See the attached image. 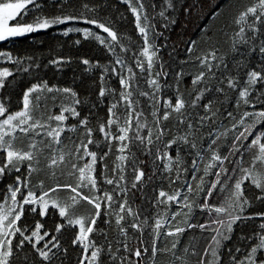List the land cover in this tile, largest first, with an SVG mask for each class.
I'll return each mask as SVG.
<instances>
[{
	"label": "trees",
	"instance_id": "trees-1",
	"mask_svg": "<svg viewBox=\"0 0 264 264\" xmlns=\"http://www.w3.org/2000/svg\"><path fill=\"white\" fill-rule=\"evenodd\" d=\"M0 2H17V0H0ZM38 2L42 6L40 10L37 11L30 7L27 14L22 17L24 22H32L34 17L41 13L49 16L84 13L89 18L104 23L105 26H111L112 30L118 34L120 43L126 46L127 51L121 52L120 45L117 44L116 52L124 59L127 67L115 65V57L95 37L85 38L82 33L75 31L67 36L62 34L68 27L87 28L108 40L111 39L102 29L82 20L70 21L65 25H58L48 30H40L26 36L0 42V50L10 52L14 58H23L22 67L28 68L27 72L18 70L14 61L9 62L0 59V69L8 68L13 73L12 76L6 78L5 86L0 88V102L4 104L9 114L20 111L23 108L24 92L32 84L42 81H47L50 87L70 88L76 93V97L72 98L56 92L44 94L41 100V111L35 113L37 118L43 115L46 120L48 115L59 114L62 106H71L74 99L81 101L79 105H76V110L80 113L79 117L74 118L69 113H65L68 116V119L64 121L66 129L61 135L60 145H54L57 148V157L59 156V149H62L66 154L71 152L73 155L66 156L65 162L55 169H49L47 165L52 157V151L44 149L43 154L39 157L38 165L42 170L32 174V184L35 185L40 180H44L45 188L56 183H71L75 186L76 177L68 175L71 170V163L76 162L82 166L85 161L91 159L90 157H84L83 161L75 159L76 155H83V152H75V145L81 142L87 143L88 140L85 135L86 129L80 125L79 121L88 117L87 127L93 129L92 139L98 142L89 145V150L97 152L98 156H103L105 152L109 153L103 161H97L94 174L101 190L98 194L103 196L104 191L112 192L116 188L115 185L107 184L105 180L114 178L113 168L118 163L117 156L120 155L118 149L121 142L112 140L111 149H109V141L98 129L101 123L107 124L108 108L112 104L118 105L117 115L124 118L120 121L121 125L127 119L128 113L125 110L124 102L120 101L122 87L119 77L115 73L105 71V68L115 66L127 78L130 67L135 75L128 90L133 92L131 99L139 101L136 110L143 112V116L139 119L152 128L153 139H155L157 131L155 120L162 118L164 113L162 102L170 100L174 105L177 95H180L186 102L182 117L180 114L172 112L167 120H160L164 134L156 146L160 148L161 153L168 152L172 157L173 167L170 170L164 168L167 158L158 159L156 147L147 146L146 142L145 146H141L139 141L132 143L125 141L124 143H129L130 148V152L126 150L125 155H128L130 159L124 162L126 179L120 181V187L127 190L126 195L116 188V197L112 208H108L105 201H100L102 214L94 226L95 231L90 234V240L97 246L103 245L100 264H122L124 257H127L128 260L123 261V264H199L200 257L204 255V249L210 247V241L215 232L208 229L202 230L198 225L207 224L210 220L217 219L214 211L210 215L208 210L202 211L200 209L207 192H201L196 188V185L200 183L201 176H204L205 187H210V181L216 180L215 170L210 171L207 176L204 173V167L211 156V153L206 151L208 144L211 143L208 138L209 134L211 133V139H217L219 133L224 132L226 128L230 130L227 136H219L216 145L222 156H228L235 132L231 130L234 121L228 118L227 114L229 112L234 113L238 120L243 111H259L262 107L256 104L255 108H252L243 105V103L239 109L237 107L239 90L244 88L248 73L253 70H264V54L259 51V48L264 44V22L255 21L258 31L253 33L248 24L253 23L254 17L249 16L248 22L241 25L236 24L235 19L247 7L257 5L259 0H172L173 8L167 7L166 0H38ZM141 2L144 4L143 10L139 9ZM84 4H87L93 11L85 12ZM193 5L195 7H192ZM133 7L141 12L142 24L143 16L147 15L150 23L155 25V31L163 33L162 36L155 39L160 50L157 53L159 59L153 65V77H149L147 72L142 73L136 67L137 57L144 62L145 66L147 58L142 55L144 38L136 27L137 21L136 15L132 12ZM185 8L191 10L186 12L184 11ZM161 11H165L167 19L159 15ZM172 21L175 22L172 23ZM11 23L14 24L15 21ZM241 26L245 28L243 38L235 35ZM149 35L151 37V33ZM78 40L79 43H76ZM193 41H195L194 45ZM189 47L192 48L191 52L188 50ZM213 53L215 58H213ZM29 57L31 60L27 59ZM205 57H207V62L201 64L200 61ZM58 58H63V63L59 65L49 63V61ZM83 59H88L92 67L83 64ZM201 71L205 73L204 79L198 84H193V79ZM156 72L161 73L158 80L162 89L156 95V99L161 101L159 105H154L150 97L140 95V92L151 93L153 91L147 81L149 78H154ZM102 74L103 80H101ZM229 78H233L237 82L236 88L228 86ZM101 87L106 89L104 97L99 96ZM206 88L208 90L204 91ZM217 88H221L222 91H217ZM262 89H264V82L252 87L250 96L253 100L256 99V94ZM201 91H203V96L196 106H192V100ZM209 101H212V110L206 112L203 105ZM45 103L47 104L46 110L44 109ZM154 110L155 117L153 116ZM169 111L171 110L169 109ZM212 113H217V115L213 116ZM205 116L208 119L201 122V118ZM181 119L194 125L197 147L201 149L204 159L200 160L196 157V149H192L190 145L179 140L171 147H164L170 140L185 135L188 130L187 123L181 124L179 122ZM51 123L52 127H56L57 122L52 121ZM72 125H76V129L68 130ZM259 130L260 126L254 131ZM117 131L118 127L114 124L112 132L115 134ZM129 134H135L134 120L133 128L130 129ZM140 135L147 137L148 127L140 129ZM17 136L16 147L24 150H27L32 139L43 140L45 143L51 139L46 137L43 132L39 136H36L35 133H29L27 137L17 132ZM253 138L254 136H249L244 141L243 147L246 151L242 157L240 153H237L236 156L230 157L231 163L225 161L224 166L228 169V173L221 177L222 183L227 181L225 190L221 191L218 187L208 200L210 205L214 207L226 206V198L230 195L232 187L236 180L243 176L240 168L250 167L256 154V149H248ZM192 139L193 137H189V140ZM40 147L43 146L40 145ZM149 148L151 152L148 151ZM178 151L182 161L179 170L175 167ZM132 153L135 154V163L131 159ZM4 155L0 151V156ZM193 158L198 159L199 164L195 180H193ZM241 160L242 163L237 166L236 162ZM134 167L142 169L145 173L143 182L137 183L135 188L132 187V182L135 179ZM233 167H237L236 172L232 171ZM256 168L264 170V166H261L259 162ZM20 169V173L13 170L0 177V201L3 200L8 186L15 181L17 175H27V162L20 165ZM53 171L55 172L54 176L52 175ZM186 183L193 184V193H187ZM242 188L244 196L249 200V206L245 207L241 215L251 216L255 213L264 212V202L255 199L257 195H260V191L250 179L245 180ZM178 189L182 193L181 197L178 198L181 203L168 202L167 196L174 195ZM161 191L167 194L161 198L166 203L157 207L156 202L160 198L159 193ZM84 192L90 195L97 194L95 192L89 193L88 189H84ZM185 193L189 195L191 201H195L191 213H188V209L183 207V194ZM37 194H39V189H37ZM69 195H71L70 190L60 192L62 198ZM125 199L128 201V206L139 216V220H136L134 216L124 213L126 219L122 221V224L127 229V237L118 230L115 215V212L119 211L118 205L123 203ZM26 209L25 215L19 222L21 227L29 229L26 234H30V231L35 229V224L39 221L43 225L41 235L45 231L50 233L48 237H45V240H50L51 236L55 235L60 241V248L53 249L57 256L52 264H79V259L84 255L83 248L79 244L73 245L72 243L79 232V226L67 225L59 216L58 210L51 206H49L44 217L39 215L38 210L33 213L31 206H26ZM103 212L110 214L105 215ZM173 213H177L175 218L172 216ZM76 215L90 216L95 215V212L92 205L82 201L76 209ZM161 216L169 223L161 228L160 235L157 236L153 231V226L155 220ZM145 218L148 222L141 228L133 229L130 227L132 223H139ZM220 218L225 221L228 219L227 215ZM58 223L65 225L60 233L55 230ZM262 223H264V219L256 217L255 219H241L233 224V231L229 234L230 239L222 242L223 264H232L229 251L238 260L247 255L251 248L259 242L257 237L261 234L260 225ZM188 224L194 227L189 228ZM177 226L184 228L185 231L178 235H167L169 231H174ZM216 227L217 225H212V228ZM249 237L252 239H248ZM19 239L17 234L14 240V252L15 244L19 243ZM126 239L132 249L130 252L125 251L123 247ZM154 240L157 248L160 249L155 256L151 251ZM109 243L112 245V252L115 253L114 258L109 254ZM173 243L177 245L174 250H172ZM38 247L42 248L43 242ZM137 248H141V250L147 248L148 251L143 252L142 256L137 258L134 255ZM236 249H240V251L237 252ZM90 252L91 249L89 255ZM25 257L27 258L26 264H48L39 257V254L32 249L31 244L27 242L19 254L12 257L13 264H25ZM257 257L264 258V249H258Z\"/></svg>",
	"mask_w": 264,
	"mask_h": 264
},
{
	"label": "snow or ice",
	"instance_id": "snow-or-ice-1",
	"mask_svg": "<svg viewBox=\"0 0 264 264\" xmlns=\"http://www.w3.org/2000/svg\"><path fill=\"white\" fill-rule=\"evenodd\" d=\"M167 7L173 8L174 4L172 0H166ZM31 8L40 10L42 7L38 0H17V2H0V42H5L10 39H14L17 37L26 36L36 31L40 30H48L52 27L58 25H65L68 22L72 21H83L90 25H95L97 28L102 29L104 33H107V37L111 39L108 40L105 37L100 36L98 33L92 32L87 28H73L68 27L63 31V35L67 36L71 32H80L83 34L85 38L95 37L102 45H105L109 52L115 57V65H120L121 67H127L124 62V59L121 57L119 53L116 52V45H120L121 52L127 51L125 45L120 43V38L118 34L112 30L111 26H105L104 23H101L97 19L89 18L84 13H80L79 15L72 14H62V15H44L43 13L36 15L32 22H24L23 16L27 14V12ZM192 7H195L193 5ZM85 12L93 11L88 7L87 4L83 5ZM139 9H144V4L139 3ZM264 0H259L257 5H253L247 7L245 10L241 11L238 17L235 19V23L241 25L242 23H247L249 16L254 17L253 23L248 24V27L251 29L253 33L258 31L255 26V21L264 22ZM190 8H185L184 11H190ZM132 12L136 15V27L139 30V33L144 38V46L142 48V55L147 58V64L145 66L144 62L137 57L136 67L141 70V72H147L149 77H153V65L156 60L159 59L157 53L160 50V46L155 43L156 37L162 36L163 33L155 31V25L151 24L149 21V17L147 15L143 16V24L141 12L138 11L136 7L132 8ZM161 17L167 19L165 15V11H161L159 13ZM15 21V23H11ZM175 21H172L174 23ZM167 27V25H165ZM151 33V37L150 34ZM245 28L243 26L240 27L236 36L242 37L244 36ZM247 42V41H245ZM79 43V40L76 41ZM193 45L195 41L192 42ZM189 52L192 51V48L189 47ZM260 53L264 54V44L259 48ZM213 58L214 53H213ZM0 59L7 60L9 62H13L18 66V70H23L25 72L28 71V68H23V58L16 57L14 58L10 52L6 50H0ZM31 60V57L27 58ZM207 62V57L200 61L201 64H205ZM52 65H59L63 63V58H58L49 61ZM82 63L85 65H90V61L88 59H83ZM99 66L98 64L96 65ZM210 66V65H209ZM163 66L161 65V68ZM105 71H110L115 73L120 80V85L122 87V91L120 93V101L124 102L125 110L127 111V119L124 120V124L121 125L120 121L124 119L122 116L117 115L116 109L117 104L114 103L108 108V120L107 124L101 123L99 125V131L104 134L105 139L109 141V149H111V141L118 140L121 142V146L118 151L120 155L117 156L116 166L113 168L114 178L106 179L105 182L109 185H115L116 188L120 190V192L126 195L127 190L120 187V181L126 179L124 172L126 170V166L124 164L125 161H128L130 157L125 155V151L128 150L130 152L129 143L139 141L141 146H145V142L147 146L156 147V157L158 159L167 158L164 163V168L166 170H170L173 167L172 157L168 154V152L161 153L160 148L156 145L160 141L161 136H163V127L160 123V120H167L172 112L180 114L183 116V111L186 108L185 100L177 95L175 99V104L173 105L170 100H165L162 102L164 107V113L162 118H157L155 120L156 125V135L155 139H153V130L151 127L146 125V123L141 122L139 117L143 116L142 111H137L136 106L139 105V101H134L131 99L133 97V92L128 89L131 87L132 79L134 77V73L132 69L129 67L128 72L129 76L125 78L124 75L121 74L117 70L115 66L110 68H105ZM13 73L9 71L8 68L0 69V88L5 86L6 78L12 76ZM161 75L160 72H156L154 74V78H149L147 83L153 89L151 93L149 92H140L142 96H148L152 99L154 105H159L161 101L156 99L157 93L162 89L161 84L159 83L158 77ZM179 75V74H178ZM205 73L201 71L199 75H197L193 79V84H198L204 79ZM104 79L103 74L101 75V80ZM264 82V70L261 71H251L248 73L247 81L245 82V86L242 90H239V96L237 97V107L239 109L241 103L243 105H248L252 108H255L256 104L261 105V110L259 111H243L239 115V119H236V115L232 112H229L228 118L234 121L232 123V129L235 132L234 138L232 139V147L229 149L228 156H222L216 147L217 140L219 136H227L229 133V129H225L224 132L219 133L217 139H211V133L209 134V139L211 143L208 144V149L211 153L209 162L204 167L205 176L212 170H215L214 174L216 176V180L210 181V187H205V179L204 176L200 177V183L196 185L201 192L206 191L207 195L204 197V203L200 205V209L208 210L210 215L214 211L217 215V219L210 220L207 224L198 225L202 230L208 229L215 232V235L212 236V240L210 241V247H206L204 249V255L200 257L199 264H223L221 252L222 242L230 239V233L233 231V224H235L238 220L241 219H255L256 217H260L264 219V212L255 213L251 216H242L241 214L244 212L245 207L249 206V200L244 196V190L242 188L245 180H251L252 184L260 191V195L255 197L256 200L264 202V170H260L256 168L257 163L261 166H264V89H262L259 93L256 94V99L250 96V92L252 91V87L258 83ZM228 86L230 88H236L237 82L233 78H229ZM208 89H204L207 91ZM217 91H222L221 88H217ZM53 92L62 93L65 96H70L72 98L76 97V93L70 88L59 89L56 86H49L47 81H42L40 83H34L29 87L23 94V108L20 111L9 114L8 110L4 106L2 102H0V151H2L5 155L0 156V177L5 175L6 173H10L13 170L17 173H20V165L27 162V175H17L15 181L10 184L7 188V193L4 195L3 200L0 201V264H13L12 257L14 255H18L19 251L22 250L25 246V243L31 244L32 249H34L39 257L48 262V264H52V261L57 256V253L53 251V249L60 248V241L57 236H51L50 240H45V237L50 235L49 232L45 231L41 235V229L43 225L38 221L35 224V229L30 231V234H26L29 232L27 227H21L20 221L26 212V206H31V211L33 213L39 211V215L44 217L47 214L49 206L53 209H57L59 212V216L67 223L69 226H79V232L76 234L73 239V245L79 244L83 248L84 255L79 259V264H100V256L103 252V245L97 246L94 242L90 240V234L95 231V225L97 223V219L102 214V204L100 201H105L108 208H112L113 202L116 197V188L113 189L112 192L104 191L103 196H100L98 193L101 191L98 187V181L95 176L97 161H103L106 156H108V152H105L103 156H98L97 152L90 151L89 145L93 143H98L92 139L93 129L87 127L88 125V117L81 119L79 121L80 125L84 126L86 131L85 135L88 137L87 143L81 142L80 144L75 145V152L80 153L83 152V155H76L75 159L77 161H83L84 157H90V160H87L80 166L78 163H71V170L68 172L69 176L76 177L75 186L71 183L60 184L56 183L51 187L45 188V181L40 180L37 184H32V174L38 173L42 169L38 167L39 165V157L43 154L44 149H50L52 151V157L48 162L47 167L49 169H55L61 163L65 162L66 156H71L73 153H65L62 149H59V156L57 157V148L54 145L58 146L61 143V135L66 129V125L64 121L68 119V116L65 113H69L72 117H79L80 113L76 110V105H79L81 101L79 99H74L71 106H62L60 113L57 115H48L45 120L44 116L41 115L39 118L35 116V113L41 111V100L44 94H51ZM34 94H36L34 96ZM106 94V89L101 87L99 96L104 97ZM34 96V99H33ZM203 96V91H201L195 99L192 100V106H196L197 102ZM55 99V97H53ZM206 112H211L212 110V101H209L207 104L203 105ZM44 109H47V104H44ZM169 109L171 111H169ZM159 110V109H156ZM213 116L217 115V113H212ZM153 116L155 117V110L153 112ZM135 118V119H134ZM208 119L207 116L201 118V122ZM133 120L135 123V134L130 135V129L133 128ZM52 121L57 122L56 127H52ZM181 124L187 123V131L184 136H180L177 139L170 140L165 148L171 147L176 144L177 141H182L186 145H190L192 149H196V157L200 160L204 159L202 155L201 149L197 147L196 139L194 136V125L191 122H188L184 119L179 121ZM116 124L118 127V131L114 134L112 132V126ZM260 126L259 131H254ZM148 127V135L147 137H142L140 135V129H144ZM242 127V130H240ZM76 125H72L68 130H75ZM17 132L27 137L29 133H35L36 136H39L41 132L48 137L51 138L49 142L45 143L43 140L32 139V141L28 144L27 150L17 148L16 140L18 139ZM249 136H254L251 140V143L248 145V149H256V154L253 157L252 164L248 168H240V171L243 173L242 178L237 179L236 183L232 187L230 195L226 198V206L222 205L219 207H214L208 203L209 198L213 195L214 191L219 187L221 191L225 190V186L227 181L221 182V177L228 173V169L224 166L225 161L232 162L230 157L236 156L237 153H240L241 157L243 156L246 149L243 147V143L245 140L249 138ZM189 137H193L192 140H189ZM128 141L129 143H124ZM42 145L43 147H40ZM151 152V149H148ZM132 162L135 163V154H131ZM143 163V162H141ZM182 161L180 159L179 151L177 152L175 167L177 170L180 169ZM242 163L241 161H237L236 164L239 166ZM193 166V180H195V176L199 170L198 159L193 158L192 160ZM233 172L237 171V167H233ZM134 181L132 182V187L135 188L137 183L143 182V177L145 175L144 171L138 167L133 168ZM52 175H55V172H52ZM118 177V178H117ZM231 179V177H229ZM185 187L187 188V193H193L194 188L192 183H186ZM37 189H39V194H37ZM84 189H88L89 193H97L96 195L86 194ZM62 190H70L71 195L62 198L60 196V192ZM26 193V194H25ZM185 193L183 194V207L188 209V213H191L193 207L195 206V201H191L189 199V195ZM167 194L163 191L159 193V197L156 202V206L159 207L161 204L166 203L163 199ZM182 193L178 189L176 190L174 195H168V202H176L177 204L181 203L178 199L181 197ZM19 197V198H18ZM82 201H86L89 205H92L95 215L84 216V215H76V209L81 204ZM119 211L115 212L116 215V225L118 230L127 237V229L123 226L122 221L126 219L124 213L127 215L134 216L136 220H139V216L137 213L133 212L131 207L128 206L127 199L124 200L123 203L118 205ZM105 215H109L108 212H103ZM177 213H173L172 216L175 218ZM227 215L228 219L225 221L220 217ZM148 222L147 218L145 220L140 221L139 223H132L130 225L133 229H139L144 224ZM169 223L166 219L161 216V218H157L155 220V224L153 226V231L158 235H160L161 228ZM187 223V220H185ZM212 225H217L216 228H212ZM64 223H58L56 225V232L60 233L62 228L64 227ZM188 227H194L191 224H188ZM185 231L184 228L177 226L174 231H169L167 235L173 236L178 235ZM260 233L258 235V243L254 245L251 250L247 253V255L243 259H236L235 255L229 251V256L231 257L232 264H264V258L257 257L258 249H264V223L260 225ZM19 235V243L15 244V252H14V240ZM248 239H252L249 237ZM43 242V247H38L39 244ZM125 251H132L129 244L127 243V239L123 245ZM177 247L176 243L172 244V250ZM91 249L90 255L89 250ZM66 251V250H65ZM109 254L115 257V253L112 252V245L108 244ZM147 248H137L134 252V255L139 258L142 256L143 252H147ZM153 256L156 255L160 249L157 248L155 240L153 241L151 248ZM237 252L240 249H236ZM179 259V257H177ZM128 260L127 257L122 258L123 261ZM27 258L25 257V264Z\"/></svg>",
	"mask_w": 264,
	"mask_h": 264
}]
</instances>
